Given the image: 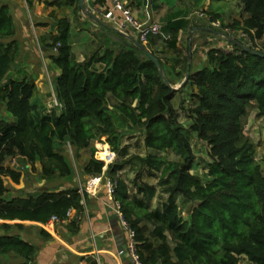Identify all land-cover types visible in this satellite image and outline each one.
<instances>
[{"label":"trees","instance_id":"trees-1","mask_svg":"<svg viewBox=\"0 0 264 264\" xmlns=\"http://www.w3.org/2000/svg\"><path fill=\"white\" fill-rule=\"evenodd\" d=\"M66 1L78 15L80 0ZM238 1L245 15L229 26L248 36L235 38L244 46L228 36L225 42L230 49L209 45L197 66L191 60L189 78L179 89L169 83L185 78L190 54L192 58L190 51L181 56L178 47L179 31L190 25L188 11L169 14L162 32L142 42L159 58L169 83L139 45L104 25L100 34L106 35L93 39L99 44L80 60L73 51L72 17L58 18L57 33L37 36L58 72L53 93L59 105L51 110L36 97L34 75L11 76L16 55L23 49L10 6L0 5V103L12 117L0 116V264H11L12 256L22 259L17 264L35 261L39 247L21 234L24 221L47 224L55 217V224L66 222L68 231L75 233L77 217L89 198L77 186L13 194L4 178L19 183L22 172L11 160L40 162L45 180H72L75 168L65 146L89 148L91 156L83 174L98 175L104 161L96 158L94 142L104 136L117 152L105 175L115 182L113 199L120 202L124 218L135 231L144 264H239L242 257L250 264H264V172L255 159L253 143L243 133L250 106L255 104L258 115L264 117V55L245 48L264 53L254 44L264 36V0ZM202 31L214 34L218 30ZM159 37L165 48L178 51L169 63L171 69L153 48ZM186 88L194 103L187 108L189 122L184 124L174 101ZM135 128L143 129L148 152L133 156L139 169L131 192L118 172L133 161L123 158L126 149L121 143L124 131ZM194 136L209 145L206 180L192 172ZM103 147L108 150L107 145ZM159 187L167 197L155 206ZM70 210L76 211L75 216L68 215ZM37 227L40 237L52 238L44 227ZM86 258L88 264H99L94 256Z\"/></svg>","mask_w":264,"mask_h":264},{"label":"rangeland","instance_id":"rangeland-1","mask_svg":"<svg viewBox=\"0 0 264 264\" xmlns=\"http://www.w3.org/2000/svg\"><path fill=\"white\" fill-rule=\"evenodd\" d=\"M165 5L164 10L156 13V16L153 22H158L160 24L164 23V15L168 11L185 8V11L189 12L188 19L190 21L189 27L184 29L180 33V43L178 44L180 55L188 54L189 44L192 42V56L194 58L204 59L207 47L209 45L223 46L230 49V46L226 45V37L231 36L233 38H239L240 36L248 37L242 29L232 28L229 26L235 20H242L245 11L243 10L244 5L238 0H168ZM70 6V4H68ZM67 5V6H68ZM203 12L205 15L201 16L200 13ZM73 13V30L75 33L73 36V51L77 57L82 60L84 56L89 53L90 50H93L97 43L93 39H100L101 36L106 33L100 34V27H96L92 22L86 21L82 22L81 10L78 15ZM244 13V15L242 14ZM64 16H68L67 14ZM217 16V17H215ZM94 22V20H93ZM31 24V23H30ZM29 24V25H30ZM86 29H85V28ZM198 27V29H197ZM199 27H211L216 28L218 31H215L214 34H208L206 32L200 31ZM95 28V29H94ZM99 28V29H97ZM32 30V28H31ZM105 32V31H104ZM100 35V37H99ZM159 35V34H158ZM33 30L31 31V42L26 44L25 48L18 52L15 58V66L11 71V76H22L25 73L34 75L36 78V84L38 86L36 97L41 99L44 103L47 104L48 108L51 110L54 108V93H53V84L56 79V71L54 66L50 62L49 57L40 48L38 37ZM87 36V37H86ZM117 37V35H115ZM163 35H160L162 37ZM86 37L84 42L83 38ZM158 39L157 43L159 45L154 46V49L167 61V69H171L169 63H172L174 60L172 56H176L174 49L165 48V43H163V37ZM167 38V37H166ZM252 42V40H251ZM250 44V43H249ZM254 44L260 48L264 49V36L261 39L254 41ZM163 45V46H162ZM196 45V46H195ZM195 46V47H194ZM195 48V49H193ZM165 49V51H163ZM26 50V51H25ZM196 51V52H195ZM184 79V76L177 78L174 85H179ZM184 94H178L175 98L174 104L179 112V118L184 124H187V108L193 105V100L188 96V89H185ZM184 97V103L182 102ZM112 102V99H110ZM185 106L182 108L181 104ZM0 116L12 119L8 112L4 110L3 105L0 103ZM243 133L244 137L248 139L254 145L255 149V159L260 164L264 172V117L258 115L257 108L255 104L249 107L248 114L243 121ZM106 137H102L100 141H95L96 157L102 158L105 157L104 147L107 145L109 148V143L105 142ZM192 146L194 153V168L192 172L198 173L203 177L204 180L207 179V163L210 159L209 157V145L205 141L199 140L196 136L192 138ZM111 148V147H110ZM121 148L126 149V154L123 158H132V163L127 164L122 170L118 172V177L126 180L130 185V190L133 192L135 186L133 185V180L137 175V170L139 167H135L134 164H139L137 159L133 156L145 155L148 150L144 143V131L141 128H135L130 131H124L122 136ZM65 154L72 162L75 168V175L72 180H65L57 178L55 180H45L42 178V165L40 162L32 165L21 160V158H13L12 166L21 170L22 177L19 183H15L11 178L5 177V184L9 188L10 192L13 194L18 193H28L34 191H41L44 189H55V188H67L70 186H77L84 188L87 184L90 175L83 174V166L89 160L91 156V151L89 148H83L75 150L71 148L70 145L65 146ZM122 158V157H121ZM108 176L103 175L102 181L99 185H104L107 193V182ZM151 182L156 183L157 180L154 178H149ZM159 197L153 200V205L160 204L167 195L163 193L162 187H159ZM182 204V201H180ZM183 206V205H182ZM189 207V205H188ZM183 209V208H182ZM184 215H187V209H183ZM1 222V221H0ZM11 223H13L11 221ZM25 227L21 234L26 238L35 240L39 236L38 234V224L33 222L24 221ZM58 227H64V223L59 225L55 224L56 230ZM21 258L12 256L9 258L11 264H17ZM239 264H250L249 260L245 257H242Z\"/></svg>","mask_w":264,"mask_h":264},{"label":"crops","instance_id":"crops-1","mask_svg":"<svg viewBox=\"0 0 264 264\" xmlns=\"http://www.w3.org/2000/svg\"><path fill=\"white\" fill-rule=\"evenodd\" d=\"M52 1L0 0V5L7 3L11 8L16 22V37L22 43V49L25 48L26 44L31 42L32 30L42 37L48 35L50 32H58L59 29L56 25L58 18L67 14L73 20V5L69 6L66 0H58V3L51 5L50 2ZM125 1L143 23L156 21L153 20L156 13L163 11L165 5L170 6L169 3L167 4L168 0ZM86 5L104 23L113 25L111 21H108L104 17V13L112 6V0H86ZM185 10V8L178 7V9L168 11L164 15L163 20H166L167 16L171 13L180 16ZM81 14L82 22L90 21L96 27L101 26V24L90 18L83 10H81ZM28 22L31 24L29 25ZM100 29L103 31L102 27ZM182 31L183 29L179 31L178 44L180 43V33ZM157 45L159 44L156 43L154 46ZM189 47L191 53L193 51L191 48L192 42L189 44ZM191 60L195 63V66L200 62L199 58H194L193 56ZM57 74L58 72L56 71ZM111 204L112 202L102 184L97 186L96 194L89 193V198L85 204V211L77 217L79 230L75 233L68 231L65 226L58 227V230H56L55 222L50 221L47 224H42L40 222L27 221L44 227L52 235L50 240H45L40 236L37 237L35 243L38 245L39 251L32 264H88L86 258L88 256H94L99 261V264H127V258L122 259L120 256V249L123 244H126V233L122 229L118 219H109L110 213L107 212V206H112ZM75 214L76 211L73 210L71 217L75 216ZM63 223L66 224V222ZM21 261L22 259L19 262Z\"/></svg>","mask_w":264,"mask_h":264},{"label":"built area","instance_id":"built-area-1","mask_svg":"<svg viewBox=\"0 0 264 264\" xmlns=\"http://www.w3.org/2000/svg\"><path fill=\"white\" fill-rule=\"evenodd\" d=\"M200 15L204 16L205 14L201 12ZM104 17L108 21H111L114 27H116L118 30L139 38L141 42H147L152 35H158L162 32V25L158 22H141L125 0H112V6L108 11L104 13ZM56 105H59V101L54 94V106ZM96 158L104 161L103 171L101 174L92 175L88 179L86 186L84 188L80 187L81 192L86 190L88 193H97V186L101 183L108 165L116 160L117 152L109 147L105 157ZM106 187L107 194L112 202L111 205L113 207V210L117 215L122 229L126 233V250L130 256V261L127 264H144L137 251L135 231L130 227L128 221L124 218L120 202L113 199L115 182L108 178ZM72 211L73 210H70L68 212L69 216H72ZM56 220L57 219L53 217L51 222H56Z\"/></svg>","mask_w":264,"mask_h":264},{"label":"water","instance_id":"water-1","mask_svg":"<svg viewBox=\"0 0 264 264\" xmlns=\"http://www.w3.org/2000/svg\"><path fill=\"white\" fill-rule=\"evenodd\" d=\"M80 6L82 8V10L90 17V18H93L94 20H96L99 24L101 25H104L106 27H110L128 37H130L137 45H139L142 50L148 55L150 56L154 61L155 63L157 64L158 68H159V71L161 73V75L164 77V79L166 80L167 83L168 80H167V77L165 75V72H164V69H163V66L159 60V58L148 48L146 47V45L142 42H140L135 36L133 35H130V34H127L125 32H122L120 30H118L116 27L112 26V25H108L106 23H104L87 5H86V0H80ZM199 29L201 30H211L210 27H199ZM229 39L233 40L234 42L236 43H239L235 38L231 37V36H228ZM241 46H244V44L242 43H239ZM246 49H249L251 50L253 53L255 54H259V55H264V53L260 52L259 50L257 49H254V48H250V47H247L245 46ZM191 51V49H190ZM190 66H191V54L189 56V61H188V69H187V72H186V75H185V78L183 79V81L179 84V85H173V84H170L169 85L171 86L172 89H179L189 78V75H190ZM107 212L110 213V216H109V219H113V220H117V215L115 214L114 210H113V207L112 206H107ZM120 256L122 259L124 258H127L128 262L130 261V256H129V253L127 252L126 250V244H123L121 249H120ZM127 262V263H128Z\"/></svg>","mask_w":264,"mask_h":264},{"label":"bare ground","instance_id":"bare-ground-1","mask_svg":"<svg viewBox=\"0 0 264 264\" xmlns=\"http://www.w3.org/2000/svg\"><path fill=\"white\" fill-rule=\"evenodd\" d=\"M106 152H107V150H106V151H104V153H103V154L105 155V154H106Z\"/></svg>","mask_w":264,"mask_h":264}]
</instances>
